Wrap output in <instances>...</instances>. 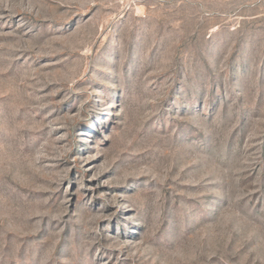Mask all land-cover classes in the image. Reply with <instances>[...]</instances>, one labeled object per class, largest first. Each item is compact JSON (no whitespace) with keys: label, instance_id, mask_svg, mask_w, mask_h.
Wrapping results in <instances>:
<instances>
[{"label":"rangeland","instance_id":"obj_1","mask_svg":"<svg viewBox=\"0 0 264 264\" xmlns=\"http://www.w3.org/2000/svg\"><path fill=\"white\" fill-rule=\"evenodd\" d=\"M0 264H264V0H0Z\"/></svg>","mask_w":264,"mask_h":264}]
</instances>
